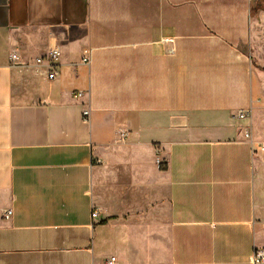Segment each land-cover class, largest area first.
I'll list each match as a JSON object with an SVG mask.
<instances>
[{
  "label": "crops",
  "instance_id": "obj_1",
  "mask_svg": "<svg viewBox=\"0 0 264 264\" xmlns=\"http://www.w3.org/2000/svg\"><path fill=\"white\" fill-rule=\"evenodd\" d=\"M250 6L0 0V264L117 259L103 248L94 181L120 167L147 204L166 187L171 264H253L264 248V60L244 49ZM54 45L50 81L33 63ZM13 52L32 68H11Z\"/></svg>",
  "mask_w": 264,
  "mask_h": 264
},
{
  "label": "rangeland",
  "instance_id": "obj_2",
  "mask_svg": "<svg viewBox=\"0 0 264 264\" xmlns=\"http://www.w3.org/2000/svg\"><path fill=\"white\" fill-rule=\"evenodd\" d=\"M252 37L244 45L247 52L264 60V0H251ZM158 154L157 163L165 171ZM118 176L98 175L94 181L96 206L101 209L102 241L113 251L117 264H171L170 206L166 187L149 204L145 192H134L131 167H120ZM146 199V198H145ZM135 258L138 260L135 261Z\"/></svg>",
  "mask_w": 264,
  "mask_h": 264
},
{
  "label": "built area",
  "instance_id": "obj_3",
  "mask_svg": "<svg viewBox=\"0 0 264 264\" xmlns=\"http://www.w3.org/2000/svg\"><path fill=\"white\" fill-rule=\"evenodd\" d=\"M86 57L83 58L82 62L84 64H89L90 63V52L86 53ZM62 58V50L58 45H54L49 52L43 56L37 58L33 66L37 68H44L47 72V78L50 81H54L58 77V68L60 65V60ZM9 62H10V67L11 68H32V65L27 62H23L21 56L19 55L18 52H13L10 57H9ZM251 114L250 111H240L236 115L237 118L239 119H244L248 117ZM90 118V112L85 111L84 112V122H88ZM129 133L125 130H122L119 132L118 136V143H124L128 139ZM250 134H246V138L250 139ZM264 150V148H262ZM13 215V212L8 210L5 211V217L9 218ZM100 216V212L98 209L94 210L92 213V218L93 219H98ZM107 264H117V259L115 257L111 258L109 261H107ZM253 264H264V248H256L254 252V257H253Z\"/></svg>",
  "mask_w": 264,
  "mask_h": 264
}]
</instances>
